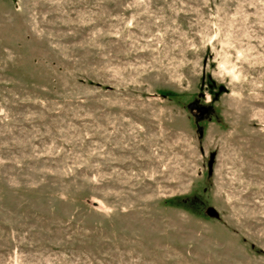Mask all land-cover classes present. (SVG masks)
Here are the masks:
<instances>
[{"label": "rangeland", "instance_id": "obj_1", "mask_svg": "<svg viewBox=\"0 0 264 264\" xmlns=\"http://www.w3.org/2000/svg\"><path fill=\"white\" fill-rule=\"evenodd\" d=\"M0 264H264V0H0Z\"/></svg>", "mask_w": 264, "mask_h": 264}, {"label": "water", "instance_id": "obj_2", "mask_svg": "<svg viewBox=\"0 0 264 264\" xmlns=\"http://www.w3.org/2000/svg\"><path fill=\"white\" fill-rule=\"evenodd\" d=\"M210 166H211V165H210ZM207 213H208L209 215H211V216L215 215V211H214L212 208L209 209Z\"/></svg>", "mask_w": 264, "mask_h": 264}]
</instances>
